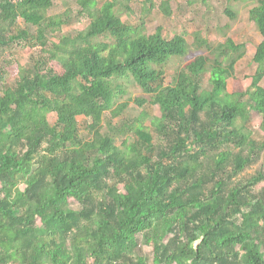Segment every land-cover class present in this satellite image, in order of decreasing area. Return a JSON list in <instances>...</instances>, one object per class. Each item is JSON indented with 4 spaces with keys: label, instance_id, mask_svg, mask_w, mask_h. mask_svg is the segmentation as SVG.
Segmentation results:
<instances>
[{
    "label": "trees",
    "instance_id": "1",
    "mask_svg": "<svg viewBox=\"0 0 264 264\" xmlns=\"http://www.w3.org/2000/svg\"><path fill=\"white\" fill-rule=\"evenodd\" d=\"M242 2L263 38L247 89L246 45L149 35L130 0H0V264H264V137L248 127L256 111L264 130V0L224 13ZM16 44L26 65L4 57ZM131 88L147 98L124 118Z\"/></svg>",
    "mask_w": 264,
    "mask_h": 264
},
{
    "label": "rangeland",
    "instance_id": "2",
    "mask_svg": "<svg viewBox=\"0 0 264 264\" xmlns=\"http://www.w3.org/2000/svg\"><path fill=\"white\" fill-rule=\"evenodd\" d=\"M100 2L106 0H98ZM168 1L173 10L171 18L165 16L160 10L161 0H155L152 9L150 5L145 4L146 0H130V8L133 11L129 22L132 26H137L141 22L146 24L147 34L154 35L158 30H162L163 36L167 39H173L176 35H186L190 45H193V34L198 31H203L206 38L212 43H224L227 38L234 40L238 44H244L247 48L246 57L239 63L237 67V80L241 81L242 87L247 89L252 84V78L257 72V66L253 62L257 47L261 44L263 38L257 31L255 25L250 21V11L253 9L251 3H235L233 11L236 13V18L232 19L224 13V7L227 6V0H210L209 7L201 1L196 0H163ZM54 11L59 12L64 9V6L55 1ZM149 8V10H148ZM122 20H127V16H123ZM89 23V19L81 18L73 21L69 25L63 26L64 33L75 34L77 31L83 30ZM31 51L24 49L22 45H14L4 55L6 58L20 61L26 65L30 60ZM194 55L189 54L186 58L178 59L168 65L166 70V83L170 81L175 70L183 68L185 65L194 60ZM235 81H229V91L235 88ZM264 87V83H263ZM145 97L138 89L131 88L122 102H128V108L124 113V118L137 116L141 108L133 99L136 97ZM151 115H161L159 106H153L149 103L144 106ZM50 121L55 123L57 114L52 112L49 114ZM80 123L85 128V117L78 116ZM262 117L256 111L252 112L249 122V129L253 132L256 138L264 137V130L261 129ZM150 121L147 122L149 124ZM119 144L121 142H118ZM255 168H250L246 171L247 174L256 172ZM147 253V248H144Z\"/></svg>",
    "mask_w": 264,
    "mask_h": 264
}]
</instances>
